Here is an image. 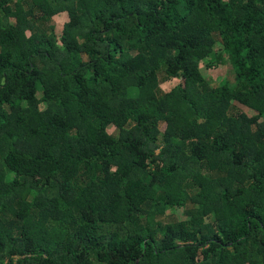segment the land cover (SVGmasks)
<instances>
[{"label":"trees","instance_id":"trees-1","mask_svg":"<svg viewBox=\"0 0 264 264\" xmlns=\"http://www.w3.org/2000/svg\"><path fill=\"white\" fill-rule=\"evenodd\" d=\"M243 255L264 264V0H0V264Z\"/></svg>","mask_w":264,"mask_h":264},{"label":"rangeland","instance_id":"rangeland-1","mask_svg":"<svg viewBox=\"0 0 264 264\" xmlns=\"http://www.w3.org/2000/svg\"><path fill=\"white\" fill-rule=\"evenodd\" d=\"M18 1V0H17ZM68 21V16L66 13H60L53 17L51 21V26L57 31L60 32L62 30V27L65 22ZM217 49L218 46H216ZM199 68L204 76V79L211 85V86H218L219 84L223 82H228L230 85H232L235 81V75L234 72L229 64V62L226 63H220L218 65H215L214 67H207L203 62L199 63ZM182 81L179 79H171L165 82H160L159 87L160 89H163L164 91H168L175 87L177 84L181 83ZM114 85L117 86L116 81H113ZM245 113L248 115H253L254 112L242 105H238ZM41 107H45V104H42ZM217 119H215L216 122ZM165 127V123L160 124L161 130H163ZM108 131L110 133L116 134L117 128L115 125L110 124L107 127ZM148 195H152V191H146ZM37 204H40V206H44L47 201L45 197L39 196L35 199ZM187 217L184 214V208L183 207H175L172 209L166 210L165 214L161 217V220L163 222H171V221H181L186 220ZM210 220L208 221V223ZM244 263H246L245 259L246 257L243 255Z\"/></svg>","mask_w":264,"mask_h":264}]
</instances>
